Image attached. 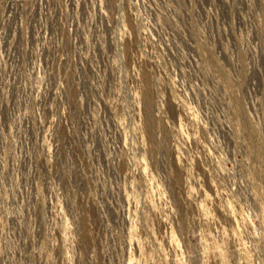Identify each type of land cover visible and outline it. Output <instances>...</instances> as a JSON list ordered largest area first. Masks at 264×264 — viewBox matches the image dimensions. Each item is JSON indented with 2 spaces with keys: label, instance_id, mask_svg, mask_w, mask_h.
Returning a JSON list of instances; mask_svg holds the SVG:
<instances>
[{
  "label": "rangeland",
  "instance_id": "rangeland-1",
  "mask_svg": "<svg viewBox=\"0 0 264 264\" xmlns=\"http://www.w3.org/2000/svg\"><path fill=\"white\" fill-rule=\"evenodd\" d=\"M0 264H264V0H0Z\"/></svg>",
  "mask_w": 264,
  "mask_h": 264
}]
</instances>
